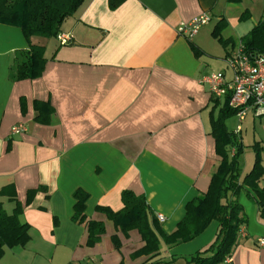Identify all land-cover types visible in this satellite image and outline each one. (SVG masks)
<instances>
[{
    "label": "crops",
    "instance_id": "0c3cea01",
    "mask_svg": "<svg viewBox=\"0 0 264 264\" xmlns=\"http://www.w3.org/2000/svg\"><path fill=\"white\" fill-rule=\"evenodd\" d=\"M203 13L212 19L197 35H178L182 22ZM260 23L264 0H125L114 10L110 0H86L62 26L73 37L64 46L57 37L29 42L19 27L0 23V201L8 214L22 204L31 237L25 247L5 248L0 264H187L215 242L217 221L190 242L162 240L157 255H144L140 232L124 231L104 209L121 211L131 191L146 197L152 217H165L158 221L166 233L177 229L222 160L211 113L226 98H214L202 80L221 62L226 71L225 58ZM218 24L226 46L213 36ZM31 44L45 48L43 73L15 81L19 53ZM37 102L52 110L46 124L36 120ZM253 117V143L239 133L243 177L256 143L264 164V116ZM18 125L26 131L13 134ZM78 191L86 195L80 210ZM243 195L246 222L223 264H264V217L251 199L246 212ZM90 222L104 226L92 246Z\"/></svg>",
    "mask_w": 264,
    "mask_h": 264
},
{
    "label": "trees",
    "instance_id": "16d2710c",
    "mask_svg": "<svg viewBox=\"0 0 264 264\" xmlns=\"http://www.w3.org/2000/svg\"><path fill=\"white\" fill-rule=\"evenodd\" d=\"M86 0H0V23L19 27L27 40L33 37L56 38L61 32L64 22L73 16ZM125 0H110V8L117 9ZM224 26L218 24L213 36L226 46L220 34ZM248 52L264 54V24L255 26L243 39ZM194 48V46H193ZM13 79L15 81L34 80L44 70L47 59L45 48L31 44L28 51L19 53ZM22 56V57H21ZM226 98L221 109L211 113L212 135L216 142V153L221 157L220 165L212 176V182L206 193L200 195L186 205L185 217L177 225V229L169 234L162 228L152 211L146 197L137 196L131 191L122 194L124 207L119 212H108V216L124 231L136 229L140 232L145 246L141 254L155 256L159 253L161 242L167 246L187 243L201 235L211 222H219V232L215 242L208 248L198 251L187 258V264H223L230 258L238 244L241 229L246 222L244 209L238 201L239 194L246 189L249 198L256 202L264 217V188L260 181L264 178L263 148L259 143L253 146L255 163L252 170L243 177L241 157L246 146L239 134L230 131L226 122L236 115V110L229 105ZM36 120L48 123L52 110L48 103L37 102ZM6 188L0 193L4 194ZM32 194V192H31ZM79 210L81 209L83 192L78 191ZM82 201V202H81ZM23 206L17 203L12 214H8L0 201V260L5 255V248L25 247L30 242L29 225L21 221ZM104 233L101 223H89V245L97 243Z\"/></svg>",
    "mask_w": 264,
    "mask_h": 264
},
{
    "label": "built area",
    "instance_id": "2783aa9c",
    "mask_svg": "<svg viewBox=\"0 0 264 264\" xmlns=\"http://www.w3.org/2000/svg\"><path fill=\"white\" fill-rule=\"evenodd\" d=\"M212 16L203 13L189 22H182L177 33L181 37L193 38L199 31L211 22ZM70 33L60 32L57 36L59 43L69 45L72 42ZM226 71L213 72L204 77L202 82L207 84L214 98H229L230 107L237 112L239 125L235 132L242 131V124L250 112L256 117L264 116V54L248 52L244 42H240L225 58ZM26 131L24 126H15L13 134L19 135ZM159 221L165 217L158 215ZM264 245V239L259 240ZM228 260V259H227Z\"/></svg>",
    "mask_w": 264,
    "mask_h": 264
},
{
    "label": "rangeland",
    "instance_id": "374dc122",
    "mask_svg": "<svg viewBox=\"0 0 264 264\" xmlns=\"http://www.w3.org/2000/svg\"><path fill=\"white\" fill-rule=\"evenodd\" d=\"M213 24L214 23H212V25ZM212 43L214 44V47L218 48V50L220 49V47H218V44L217 43H215L214 41H212ZM220 56H222L221 58H224L223 57V52L221 53ZM224 65L225 64L221 62L220 65H218L217 67L213 68V71L214 72H216V71L217 72H223ZM253 115H254V112H250V114H248V116H247V120L244 121L243 124H242V128L244 129L243 130V133H242V136H243L244 141L247 142V143H251L252 142L251 139L253 137L252 136L253 135V127H252V125L249 124V122H250L251 118L253 117ZM238 125H239V118H238L237 114L236 115H233V116H231V117L228 118V120H227V126L229 127L230 130H235ZM247 126L250 127V130H249L248 133H246V127ZM252 156L255 157L254 152H252ZM249 200L244 195L240 198V201L245 206L246 212H248V214H249V211H248L249 210V207L253 205L252 202H251V200L250 201Z\"/></svg>",
    "mask_w": 264,
    "mask_h": 264
}]
</instances>
